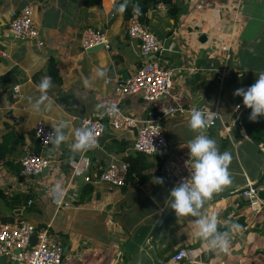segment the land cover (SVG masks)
Wrapping results in <instances>:
<instances>
[{
    "label": "crops",
    "instance_id": "crops-1",
    "mask_svg": "<svg viewBox=\"0 0 264 264\" xmlns=\"http://www.w3.org/2000/svg\"><path fill=\"white\" fill-rule=\"evenodd\" d=\"M118 1L101 0L85 8L82 0H0V224L6 219L5 224L50 225L63 240L62 264H173L171 258L181 248L189 257L175 264H264V213H253L241 195L248 183L260 182L258 196L264 201V146L248 135L241 121L233 123L236 105L241 113L247 110L234 91L250 87L264 72V36L255 37L264 31V0H180L176 21L165 6L151 7L145 25L160 41L172 71L171 95L153 105L140 94L122 99L115 94L116 83L132 77L147 60L138 42L127 36ZM25 7L32 9L42 46L13 39L7 32L11 15ZM85 29L103 32L110 49L84 51L80 37ZM202 35L206 39L201 41ZM51 66L58 77L49 91L54 108L38 115L29 98L39 96L36 86L50 76ZM98 68L107 74L102 79L94 78ZM16 86L19 93L14 96ZM116 100L124 114L141 121L159 107H195L220 115L221 122L206 134L221 153H231L232 183L215 193L202 211L217 216L219 231L233 223L241 226L231 234L228 252L212 250L195 237L196 218L169 215L171 189L190 176L187 144L195 135L188 127L190 114L164 119L170 156H145L140 178L130 179L124 188L95 182L106 166L137 156L131 149L134 130L108 127L98 148L69 163L78 122ZM60 120L69 124L66 141L59 148L40 147L34 139L38 123L53 129ZM30 153L48 159L50 167L28 179L20 176L19 161ZM156 177L163 178V185L155 183ZM57 181L67 190L59 205L50 194ZM87 183L90 194L83 192ZM37 202L55 209L49 221L39 218L41 210H32ZM56 214L62 216L58 225Z\"/></svg>",
    "mask_w": 264,
    "mask_h": 264
},
{
    "label": "built area",
    "instance_id": "built-area-1",
    "mask_svg": "<svg viewBox=\"0 0 264 264\" xmlns=\"http://www.w3.org/2000/svg\"><path fill=\"white\" fill-rule=\"evenodd\" d=\"M11 16L7 23V32L13 39L33 40L38 46H42L39 32L32 21V9L30 7H25ZM126 31L129 39L138 42L139 51L147 60L132 77L116 83L115 94L120 99L129 95L140 94L146 103L153 105L158 99L171 95L172 71L167 67L160 41L145 24L138 20L135 14L127 22ZM80 45L84 51L94 47L110 49L106 35L94 29L83 31L80 37ZM18 93L19 87H13L12 94L16 96ZM113 107L116 111L110 114L108 110ZM241 110V107L239 110H235L234 124H239ZM190 112L191 110L184 108L159 107L151 112V117L148 120L141 121L132 115L124 114L120 107V101L116 100L104 106L101 111L91 117L81 119L76 129L82 126L94 128L98 133L99 143L108 127L115 132L134 130L136 133L135 140L131 145L134 153L167 158L170 156V145L163 127V121L166 117H185ZM207 113L213 115V123L207 128L210 130L221 122V118L216 111ZM52 131L53 129L44 123H38L34 130V139L40 147L47 148L52 145L45 142L46 137ZM19 167L21 177L36 178L50 167V161L40 154L30 153L20 159ZM85 181L88 182V179ZM95 183H104L110 188L126 187L129 184L128 164L125 162L111 163L102 170ZM258 192V188H254L248 183L241 195L253 213H264V201L259 198ZM30 204L31 201L28 202V205ZM32 236L35 237L34 244L31 243ZM63 253V240L59 234L51 229L50 225L37 227L26 222L0 224V257L6 258L4 264H62ZM188 257L189 251L181 248L173 254L171 261L175 264Z\"/></svg>",
    "mask_w": 264,
    "mask_h": 264
},
{
    "label": "clouds",
    "instance_id": "clouds-1",
    "mask_svg": "<svg viewBox=\"0 0 264 264\" xmlns=\"http://www.w3.org/2000/svg\"><path fill=\"white\" fill-rule=\"evenodd\" d=\"M127 8V0L118 6L119 12H124ZM134 12H139V7L134 6ZM106 72L96 69L94 78H104ZM85 86H91L90 81L85 80ZM39 96L35 99L29 98L31 109L38 115L50 112L54 108V101L49 96V91L53 87L50 76H45L36 86ZM234 96L242 97L243 106L250 109L249 120L253 123L264 117V72H261L255 82L248 88H238L234 91ZM240 105H236L239 110ZM115 107L108 112L115 113ZM240 116V115H239ZM213 123V115H209L203 109L193 107L190 112L188 127L193 132L194 138L188 141L191 168L190 176L183 178L174 186L168 196V204L174 211L177 218L194 217L192 221L195 237L201 239L212 249L226 253L230 248L231 234L241 230L239 224H231L226 231L218 230V218L216 215L206 214L202 211L204 205L211 201L215 193H219L227 186L231 185L232 178L229 166L232 155L228 151L220 152L216 141L206 134V130ZM69 127L67 121L60 120L53 131L45 139L46 143H51L54 148H59L67 139L65 129ZM99 146L97 131L88 126L77 128L74 132V139L71 144L72 157L70 164H75V156L79 155L81 160L86 154ZM155 183L163 185L162 177H156ZM50 194L56 204L62 203L67 190L64 185L57 181L51 188Z\"/></svg>",
    "mask_w": 264,
    "mask_h": 264
},
{
    "label": "trees",
    "instance_id": "trees-1",
    "mask_svg": "<svg viewBox=\"0 0 264 264\" xmlns=\"http://www.w3.org/2000/svg\"><path fill=\"white\" fill-rule=\"evenodd\" d=\"M180 0H127V8L124 12H122L123 21L128 22L131 17L135 14L140 22L146 24L147 21V12L151 7L157 5H163L167 8L168 13L171 17L176 21L179 14V9L176 6V3ZM101 0H82V3L85 8L96 7L100 4ZM124 3V0H119L117 2V7ZM134 6L139 7V12H134ZM54 73H56L55 68L49 69V75L52 78V81H58V77H55ZM250 109H247L242 115L240 121L242 122L243 128L247 131L248 135L258 144V142H262L264 146V117L259 118V121L253 123L249 120ZM256 135H260L261 137L258 139ZM137 154L135 158H127L125 163L128 164V179L130 181L134 180V178H140L141 173L145 170L144 164V155ZM135 175V176H133ZM83 192L90 194L92 192V188L90 184H86L84 186ZM8 220H1V224L7 223Z\"/></svg>",
    "mask_w": 264,
    "mask_h": 264
},
{
    "label": "rangeland",
    "instance_id": "rangeland-1",
    "mask_svg": "<svg viewBox=\"0 0 264 264\" xmlns=\"http://www.w3.org/2000/svg\"><path fill=\"white\" fill-rule=\"evenodd\" d=\"M263 33H264V31H262L261 33L257 32L255 34L256 35L255 37L264 36ZM105 185L106 184H101L100 186L106 187L107 185L106 186ZM29 208H31V206ZM33 209H39V210H41V213L39 215V218L42 220V222L49 221V218L52 216V214H53V212L55 210V209L49 208L48 206L42 205V203L39 204L38 202L36 203L35 206L32 207V210ZM54 219H55V224L56 225L62 223V216H61V214H56Z\"/></svg>",
    "mask_w": 264,
    "mask_h": 264
},
{
    "label": "water",
    "instance_id": "water-1",
    "mask_svg": "<svg viewBox=\"0 0 264 264\" xmlns=\"http://www.w3.org/2000/svg\"><path fill=\"white\" fill-rule=\"evenodd\" d=\"M205 39H206L205 35H202V36L200 37V40H201V41H202V40H205ZM98 48H101V47H98ZM243 113H244V112H243ZM243 113H241L240 116H239V120H238L239 122H240V119H241ZM106 130H107V128L105 129L104 132H106ZM44 171H46V170H44ZM44 171H43V172H44ZM259 185H260V182L257 183V184H256L255 186H253V187H254V188H257ZM172 214H175L174 211H172L169 215H172ZM169 215H168V216H169ZM163 220H164V219H163ZM163 220L160 221L159 224H161V223L163 222ZM31 243H32V244L35 243V237H34V236L31 237ZM5 260H6V258H5L4 256H1V257H0V264H4V263H5Z\"/></svg>",
    "mask_w": 264,
    "mask_h": 264
}]
</instances>
